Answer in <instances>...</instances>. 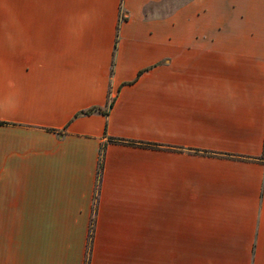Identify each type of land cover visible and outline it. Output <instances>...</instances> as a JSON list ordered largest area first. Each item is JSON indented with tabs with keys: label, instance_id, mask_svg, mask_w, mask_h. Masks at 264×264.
Here are the masks:
<instances>
[{
	"label": "crops",
	"instance_id": "crops-1",
	"mask_svg": "<svg viewBox=\"0 0 264 264\" xmlns=\"http://www.w3.org/2000/svg\"><path fill=\"white\" fill-rule=\"evenodd\" d=\"M166 1L0 0V264H264V0Z\"/></svg>",
	"mask_w": 264,
	"mask_h": 264
},
{
	"label": "trees",
	"instance_id": "trees-1",
	"mask_svg": "<svg viewBox=\"0 0 264 264\" xmlns=\"http://www.w3.org/2000/svg\"><path fill=\"white\" fill-rule=\"evenodd\" d=\"M94 110L102 111L103 113H106L105 110H101V109H99V108H90V109H87V110L82 111V112H83V113H90V112H92V111H94ZM112 141L128 142V141H123V140H121V139H112ZM102 158H103V154H102V152H101L100 157H99V162H98V171H100V168H101V166H102Z\"/></svg>",
	"mask_w": 264,
	"mask_h": 264
},
{
	"label": "rangeland",
	"instance_id": "rangeland-1",
	"mask_svg": "<svg viewBox=\"0 0 264 264\" xmlns=\"http://www.w3.org/2000/svg\"><path fill=\"white\" fill-rule=\"evenodd\" d=\"M168 3V9H171V8H174L176 6V4L180 1H177V0H167L166 1Z\"/></svg>",
	"mask_w": 264,
	"mask_h": 264
}]
</instances>
